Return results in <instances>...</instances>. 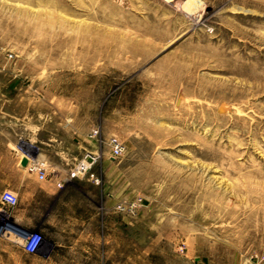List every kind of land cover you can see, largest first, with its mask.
Returning a JSON list of instances; mask_svg holds the SVG:
<instances>
[{
    "label": "rangeland",
    "instance_id": "rangeland-1",
    "mask_svg": "<svg viewBox=\"0 0 264 264\" xmlns=\"http://www.w3.org/2000/svg\"><path fill=\"white\" fill-rule=\"evenodd\" d=\"M0 105L63 183L44 230L0 198V264H264V0H0Z\"/></svg>",
    "mask_w": 264,
    "mask_h": 264
},
{
    "label": "crops",
    "instance_id": "crops-1",
    "mask_svg": "<svg viewBox=\"0 0 264 264\" xmlns=\"http://www.w3.org/2000/svg\"><path fill=\"white\" fill-rule=\"evenodd\" d=\"M24 108L21 110L23 111ZM17 118L12 117L10 111L5 108V106L0 105V197L4 190L14 189L20 190V188L13 186V176L15 173H20L21 170L26 171V169L21 165V160L24 155L20 158L14 157L15 151L13 145L19 141V135L17 133V127L25 126L27 128L26 134L29 140L40 142V146L35 145L34 142H31L32 145L37 147L40 155L48 162L50 165L59 164V160L56 161L52 159V155L55 152V140L54 132H44L37 129L34 123L31 121H26L25 123H17ZM39 128V127H38ZM46 134V136H42ZM34 159V157H33ZM71 158H69V161ZM63 165V162L61 163ZM51 167V166H50ZM51 169V168H50ZM48 170V178L46 181H42L38 178L37 174L31 175L28 173L26 175V184L23 190L21 191L20 203V216L25 217L28 215H35L39 219L40 228L46 229L47 226L55 227V222L58 220L55 219V210L54 205L55 201L60 198L62 195L60 189L57 188L56 181L59 179L58 175L49 177L51 171ZM56 220V221H55Z\"/></svg>",
    "mask_w": 264,
    "mask_h": 264
},
{
    "label": "built area",
    "instance_id": "built-area-1",
    "mask_svg": "<svg viewBox=\"0 0 264 264\" xmlns=\"http://www.w3.org/2000/svg\"><path fill=\"white\" fill-rule=\"evenodd\" d=\"M99 130H95L94 133L97 134ZM109 144L112 150V158L116 159L120 157L124 152V145L122 141L118 137H111ZM27 156V155H25ZM100 159L99 153L94 151H89L86 153L85 157L78 162L77 165L69 172L70 178L80 177L82 175H90L92 179H94L97 183L100 182L99 177L93 171V167ZM28 168L30 171L36 173L38 178L42 181L47 180L48 178V170L49 164L46 160L41 159L39 157L29 158ZM57 186L63 187L62 182H58ZM1 203L7 207L15 208L19 205V195L12 191L11 189H6L1 194ZM140 205V200H135L132 202H128L126 207L129 208L130 211L134 212ZM120 208H125L124 205L118 206ZM21 239H23V246L26 251L29 253H36L42 243L43 236L38 232L28 231L23 235L20 234Z\"/></svg>",
    "mask_w": 264,
    "mask_h": 264
},
{
    "label": "water",
    "instance_id": "water-1",
    "mask_svg": "<svg viewBox=\"0 0 264 264\" xmlns=\"http://www.w3.org/2000/svg\"><path fill=\"white\" fill-rule=\"evenodd\" d=\"M29 158H30V156H25V157H23V159L21 160V165L23 166V167H26L27 165H28V163H29Z\"/></svg>",
    "mask_w": 264,
    "mask_h": 264
},
{
    "label": "bare ground",
    "instance_id": "bare-ground-1",
    "mask_svg": "<svg viewBox=\"0 0 264 264\" xmlns=\"http://www.w3.org/2000/svg\"><path fill=\"white\" fill-rule=\"evenodd\" d=\"M181 7H182V4H181ZM185 8H186L187 10H189V11H192V9H189L187 6H185L184 9H185Z\"/></svg>",
    "mask_w": 264,
    "mask_h": 264
}]
</instances>
